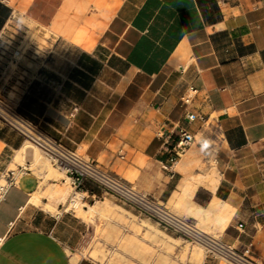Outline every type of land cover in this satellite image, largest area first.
Listing matches in <instances>:
<instances>
[{"label":"crops","instance_id":"obj_1","mask_svg":"<svg viewBox=\"0 0 264 264\" xmlns=\"http://www.w3.org/2000/svg\"><path fill=\"white\" fill-rule=\"evenodd\" d=\"M1 2L11 9L0 29L4 100L139 191L190 219L209 217L223 240L264 264V0ZM18 25L25 33L15 38ZM37 28L50 31L56 52L72 48L71 65L33 53ZM190 86L198 94L185 105ZM181 130L196 141L166 169ZM24 142L0 120V174ZM210 147L214 178L197 166ZM40 181L19 175L0 207V264H100L77 253L89 221L60 203L56 213L30 203ZM83 191L109 195L91 182Z\"/></svg>","mask_w":264,"mask_h":264},{"label":"rangeland","instance_id":"obj_2","mask_svg":"<svg viewBox=\"0 0 264 264\" xmlns=\"http://www.w3.org/2000/svg\"><path fill=\"white\" fill-rule=\"evenodd\" d=\"M21 22L24 24L26 21L22 19ZM30 28H34V26L30 24ZM21 33H25L23 26L18 25L16 31H14L15 38L20 36ZM28 35H30V32ZM30 36L33 39L31 43L32 48L39 50H35L33 53L40 57L42 54L41 51L43 50L47 56L46 58L50 62L52 61L54 68H56L57 62H59V65H62L63 62L68 65L73 63L75 54L72 48L65 46L62 50L56 52L49 30L37 28ZM36 43L38 44L37 48L34 46ZM30 48L28 47V50ZM21 49L23 50L25 48L21 47ZM209 123L216 125L213 119H210ZM213 146H216L215 143H213ZM32 154V149L29 148L26 161L20 160L17 163L12 161L9 168L17 169L18 165H27L30 169L29 172L36 174L41 180L37 194L47 193L52 185L51 183H57L66 187L69 194L73 192L70 181L66 178L64 172L53 165L49 159V163L58 170L57 176L54 179L45 181L40 174V168L32 167L31 169L29 163ZM197 166L203 175L209 173V176L213 177L216 172L218 175L215 147L209 148L207 156H204L201 161H198ZM199 177L201 175L197 178ZM104 200L109 203L108 210L103 214H94L93 221H89L91 223L90 231L87 232L77 252L81 257L89 258L100 264H196L194 258L190 256L191 252L194 248L202 247L205 253L203 264H231L221 257L207 254L206 249L202 245L166 230L153 219L141 214L138 210L123 203L119 199L108 195ZM97 202H100V200L86 204L85 208L88 209L89 205H94ZM60 204H65V201L60 202ZM168 207L180 216L189 218V213L182 209L172 204H169ZM74 213L78 214L75 211ZM197 223L204 231L222 238L220 234L211 228L213 220L209 217L204 219L202 216H199ZM143 224H150L153 227V231L144 227ZM157 232L161 235L159 233L157 234ZM80 256L76 255V258H80Z\"/></svg>","mask_w":264,"mask_h":264},{"label":"built area","instance_id":"obj_3","mask_svg":"<svg viewBox=\"0 0 264 264\" xmlns=\"http://www.w3.org/2000/svg\"><path fill=\"white\" fill-rule=\"evenodd\" d=\"M197 94L198 89L190 86L182 97V102L185 105H190ZM187 118L190 121L201 119L205 124L213 126L209 123L211 119L209 116L203 117L190 112ZM0 120L18 131L24 140H29L37 146L53 165L64 172L73 188L67 202L62 205L64 212H74V209L70 208L73 202L80 201L86 207V204L96 201L94 195H88L83 191L85 184L91 182L101 188L105 194L112 195L133 207L166 230L202 245L207 254L221 257L231 264H263L251 258L247 251H242L222 238L205 232L198 226L196 220L180 216L153 196L139 191L122 177L104 170L95 161L85 158L76 150L53 138L39 124L23 116L16 107H13L1 96ZM214 128L216 129L217 125H214ZM195 141L196 137L192 132L181 130L175 145L172 147L169 163L164 164V168L172 169ZM29 171L27 165H18L17 169L8 168L0 174V207L10 190L18 182V176ZM240 227H243V224H240Z\"/></svg>","mask_w":264,"mask_h":264},{"label":"bare ground","instance_id":"obj_4","mask_svg":"<svg viewBox=\"0 0 264 264\" xmlns=\"http://www.w3.org/2000/svg\"><path fill=\"white\" fill-rule=\"evenodd\" d=\"M29 148L32 149V153H33L31 161L29 163L30 168L31 169L32 167L40 168L41 169L40 174L45 181L54 179V177L57 176L56 174L58 170L49 163L48 158L42 154V151L29 140L25 141L23 146L20 148V150H18L17 155L13 159V162L17 163L20 160L26 161V156ZM51 184L52 185L47 193L37 194V192H35L32 198L30 199V203L36 206H43V208L50 213H56L58 212L57 204L64 201L66 203L71 193L69 194L68 189L62 185H59L57 183H51ZM43 198H49L50 202L44 203L42 201ZM221 206H222L221 201L215 200L214 204L212 205V210L214 209L219 210ZM108 207H109V203L106 200L97 202L94 205H89L88 209L85 208V205L82 204L80 201L73 202L70 205V208H73L74 211L78 213V216L81 217L84 221H90L93 218L94 214H98V213L103 214L106 210H108ZM226 222H227V218L225 217L224 214H221L217 217V224H220L219 226L223 225ZM144 227L151 230L153 229V227L150 224H146L144 225ZM158 233L159 232H157V234ZM159 235L161 234L159 233ZM162 237L164 236L162 235ZM190 256L194 258V262L196 264H203L205 259V253L203 252L202 247H197L196 249L194 248Z\"/></svg>","mask_w":264,"mask_h":264},{"label":"trees","instance_id":"obj_5","mask_svg":"<svg viewBox=\"0 0 264 264\" xmlns=\"http://www.w3.org/2000/svg\"><path fill=\"white\" fill-rule=\"evenodd\" d=\"M10 15H11V9L8 6H6L4 3H2L1 0H0V29H2V27L4 26L6 20L10 17ZM19 112L23 116H25L26 118H28L31 121H33L34 123L38 124L37 122H35L31 118H29L28 116L23 114L20 110H19Z\"/></svg>","mask_w":264,"mask_h":264}]
</instances>
